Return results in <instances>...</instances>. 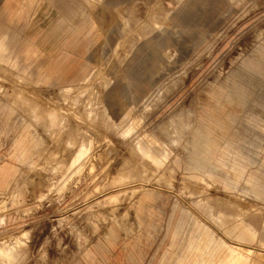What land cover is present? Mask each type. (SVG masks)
Wrapping results in <instances>:
<instances>
[{
	"label": "rangeland",
	"instance_id": "1",
	"mask_svg": "<svg viewBox=\"0 0 264 264\" xmlns=\"http://www.w3.org/2000/svg\"><path fill=\"white\" fill-rule=\"evenodd\" d=\"M133 2L112 40L93 13L71 86L0 43V264H264V0Z\"/></svg>",
	"mask_w": 264,
	"mask_h": 264
},
{
	"label": "crops",
	"instance_id": "2",
	"mask_svg": "<svg viewBox=\"0 0 264 264\" xmlns=\"http://www.w3.org/2000/svg\"><path fill=\"white\" fill-rule=\"evenodd\" d=\"M133 1L60 0L59 3L67 7V10L60 9L55 15L53 9L57 0H5L0 8V43L9 50H15L13 56L6 58V61H17L22 72L32 73L35 79L46 81L48 86L74 85L90 72L77 75L69 79L68 83H59L58 79L64 75V61L70 59L71 54L76 55V47L84 45L88 35L94 31L93 19L96 16L100 18L102 28L98 29L108 39L117 38L119 14L133 12ZM99 6L102 9H97ZM97 12L98 15L94 16L93 13ZM86 16L91 21L86 20ZM47 20L49 24L45 25ZM1 116L7 126L12 113L6 103L0 102ZM7 131L2 129L0 134ZM35 142L32 132L23 126V132L14 139L13 156L20 163H26L33 155ZM18 171V167L0 166V189L7 188Z\"/></svg>",
	"mask_w": 264,
	"mask_h": 264
}]
</instances>
